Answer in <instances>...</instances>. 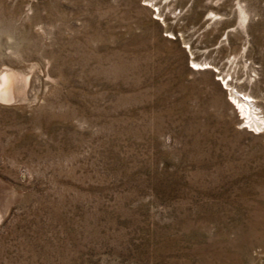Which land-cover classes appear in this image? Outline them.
<instances>
[{
  "label": "rangeland",
  "instance_id": "obj_1",
  "mask_svg": "<svg viewBox=\"0 0 264 264\" xmlns=\"http://www.w3.org/2000/svg\"><path fill=\"white\" fill-rule=\"evenodd\" d=\"M4 68L0 264H264V0H0Z\"/></svg>",
  "mask_w": 264,
  "mask_h": 264
},
{
  "label": "bare ground",
  "instance_id": "obj_2",
  "mask_svg": "<svg viewBox=\"0 0 264 264\" xmlns=\"http://www.w3.org/2000/svg\"><path fill=\"white\" fill-rule=\"evenodd\" d=\"M195 64L197 67L193 69L208 68L206 63L198 62ZM221 80H223V78H221ZM26 84V77H21L17 80L14 73L7 68L2 69L0 71V102L5 103L6 101L18 97V95H22L20 89L25 87ZM225 86L229 87L230 84L226 82ZM229 94L231 95L232 93ZM19 97L21 98V96ZM231 98L234 104L228 101L230 108L233 109L235 113H238V119L243 120L245 123L241 126V129L252 134L260 133V128L264 126V113L255 103V100H253L249 94L242 93L237 89H234V94L231 95Z\"/></svg>",
  "mask_w": 264,
  "mask_h": 264
}]
</instances>
